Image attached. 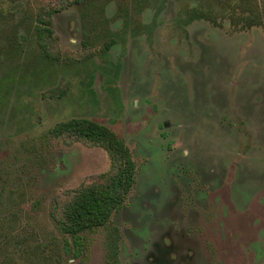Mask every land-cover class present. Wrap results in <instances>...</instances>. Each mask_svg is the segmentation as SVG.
Segmentation results:
<instances>
[{"label": "rangeland", "instance_id": "rangeland-1", "mask_svg": "<svg viewBox=\"0 0 264 264\" xmlns=\"http://www.w3.org/2000/svg\"><path fill=\"white\" fill-rule=\"evenodd\" d=\"M46 1L0 0V264H106V227L79 250L51 216L110 167L102 147L46 137L74 116L134 154L136 185L110 222L121 264H264V25L188 24L193 0H150L124 26L132 0H95L121 41L86 50L82 6H68L50 60L30 20Z\"/></svg>", "mask_w": 264, "mask_h": 264}, {"label": "trees", "instance_id": "trees-1", "mask_svg": "<svg viewBox=\"0 0 264 264\" xmlns=\"http://www.w3.org/2000/svg\"><path fill=\"white\" fill-rule=\"evenodd\" d=\"M193 1V4L184 7L186 23L207 20L220 25L222 17L229 16L235 27L243 30L264 25V0ZM131 2L133 12L140 13L150 0ZM72 5L82 6V44L86 50L92 51L100 47V50L108 52L116 42V33L107 26L108 20L103 7L96 4L95 0H49L41 4L35 18H30L37 32V42L43 58H60L61 52L52 30L53 15ZM160 10L161 7L158 12ZM126 15L128 21L130 12ZM45 135L47 138H63L68 142L80 141L107 151L109 169L89 176L80 186L65 192L61 198H56L51 216L59 231L75 237L74 241L79 250L84 246L82 233L106 227L103 241L106 264H121L120 230L110 222L113 213L125 203L136 180V162L130 147L111 127L88 117L63 120ZM31 155L29 151L30 161L33 159Z\"/></svg>", "mask_w": 264, "mask_h": 264}, {"label": "flooded vegetation", "instance_id": "flooded-vegetation-1", "mask_svg": "<svg viewBox=\"0 0 264 264\" xmlns=\"http://www.w3.org/2000/svg\"><path fill=\"white\" fill-rule=\"evenodd\" d=\"M148 5V4H147ZM161 7V6H160ZM159 7V8H160ZM145 8V7H144ZM158 8V9H159ZM162 9V8H161ZM132 8H130L129 9V12H130V15L128 16V21H126V17H127V15L125 16V18L123 19V24H124V26H129V24H130V20H131V14H132ZM161 11V10H160ZM159 11V12H160ZM60 12V11H59ZM158 12V10L156 11V17L158 16V14H159V12ZM57 13V12H56ZM55 14V13H54ZM195 21V20H194ZM192 23V22H191ZM53 24V23H52ZM189 24V23H188ZM53 28V27H52ZM54 31V30H53ZM116 33V36H117V38H116V42L113 44V46H115V45H118V43L121 41L120 39L121 38H123V37H121V36H119V34L117 33V31L115 32ZM126 38V37H125ZM112 46V47H113ZM61 57V56H60ZM60 59V58H59ZM58 60V59H57ZM0 94H1V92H0ZM2 98V97H1ZM4 99H2L0 102H2ZM74 117H76V116H74ZM72 118V117H71ZM108 126V125H107ZM110 127V126H109ZM116 132V131H115ZM117 133V132H116ZM118 134V133H117ZM119 135V134H118ZM120 136V135H119ZM131 149V148H130ZM26 152H27V150H26ZM131 152H132V150H131ZM132 154H133V152H132ZM27 155H28V153H27ZM133 157H134V154H133ZM134 160H135V158H134ZM136 162V161H135ZM138 169H137V164H136V171H137ZM135 171V172H136ZM136 182H137V172H136V180H135V182H134V186L136 185ZM134 186H133V188H132V190L134 189ZM131 190V191H132ZM124 206H125V203L122 205V206H120V208L118 209V210H116L115 212H119V211H121L123 208H124ZM114 212V213H115ZM113 213V214H114ZM118 227V226H117ZM119 228V227H118ZM119 230H120V228H119ZM121 237V236H120ZM120 241H121V238H120ZM119 241V242H120ZM119 245H120V254H121V242L119 243ZM167 247V246H166ZM121 261V260H120Z\"/></svg>", "mask_w": 264, "mask_h": 264}]
</instances>
